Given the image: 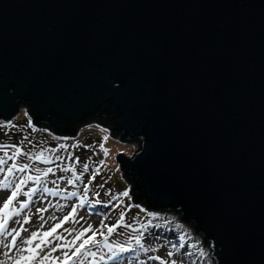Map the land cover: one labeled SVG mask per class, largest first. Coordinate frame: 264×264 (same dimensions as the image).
Instances as JSON below:
<instances>
[{
  "label": "water",
  "instance_id": "1",
  "mask_svg": "<svg viewBox=\"0 0 264 264\" xmlns=\"http://www.w3.org/2000/svg\"><path fill=\"white\" fill-rule=\"evenodd\" d=\"M21 105L137 140L113 154L131 202L264 264V0H0V119Z\"/></svg>",
  "mask_w": 264,
  "mask_h": 264
},
{
  "label": "rangeland",
  "instance_id": "2",
  "mask_svg": "<svg viewBox=\"0 0 264 264\" xmlns=\"http://www.w3.org/2000/svg\"><path fill=\"white\" fill-rule=\"evenodd\" d=\"M22 106H19L20 108L9 120L0 119V145L15 144L21 147L24 153L32 155L44 149L46 150L44 151L45 158L51 162L44 163L41 160H33L29 155L17 157L16 163H27L30 167L23 173L14 170L12 175H8V182L14 185L22 177L28 175H39L41 179L40 181L29 180L27 184L23 185L22 192L37 189V191L30 194L31 198L21 194L13 202L12 207L18 208L20 201H29L28 207L21 209L19 215L9 221L6 229V231H12V229L20 231L21 236L16 238L20 247L11 249L6 247L5 244L11 241V237L0 236V264H13V261L21 254L29 255L26 250L29 246L22 243V239H27L31 231H38L40 237H42L43 232L49 231L59 223L63 216L71 212L73 206L77 207L75 219L70 218L62 227L57 229L55 234L47 238L52 243L47 245L45 251L50 252L53 245L66 242L65 240L56 239L57 235L65 237L68 241L73 239L76 232L70 234L65 229L79 231L90 223L94 229L99 228L105 235H108L107 228L104 225L111 226L116 223L119 220L121 211L125 215L123 222L112 234L108 235L107 242L112 245L111 251L103 246L104 237L97 233L95 239L102 243L87 246L92 252L96 253V256L81 255L74 258L70 264H80V261L83 264H161L160 260L151 259L156 256L161 257L168 264L171 260H176L177 264H214L213 258L210 260L206 245L199 241L201 236L197 232L191 233L192 229H189L187 224L180 223L182 220L175 217L176 213L150 211L148 208L145 211L138 204L131 202L128 196L118 195L127 191L130 184L128 182L124 183L122 176H119L120 169H117L118 163L113 154L121 150L126 156H130L133 148H137V141H132V145L128 142H119L107 135L105 127H101L94 122L79 125L72 136L56 135L42 127L31 124L29 117L23 110L24 106ZM62 145L64 147H61ZM101 145H103V148H101ZM105 149L107 155H105ZM5 151L10 156L15 150L12 148L0 149V156H3ZM57 156L60 159H56ZM69 156L72 159H69ZM76 157L79 158L80 163L75 164L76 171L73 172L70 169ZM5 159L8 158L5 157ZM101 161H104V163L101 164ZM12 163L13 161L8 159V165ZM83 163L89 164V171L85 172L80 179H75L80 176ZM0 167L6 168L7 165ZM47 168H52L53 171L45 176L44 170ZM65 168H69V171H64ZM37 169L41 171H37ZM97 169H99V174L89 183L92 173ZM6 175V171L0 172V181H4ZM69 180H74V183H68ZM86 185L87 189L85 188ZM44 188L51 189V191L45 192L43 191ZM73 192L75 193L74 196L69 195ZM10 193V188H0V206H2L3 198ZM113 195L118 196V198L111 200ZM97 200L101 203H95ZM109 200H111V203H108ZM82 201L84 203L81 207ZM41 208L47 210L38 211ZM150 213L157 215L152 216L149 215ZM53 216H55V219L51 218ZM22 217H30V219L27 223H23ZM101 221H103V224H101ZM128 225H131V227ZM142 225L146 227H142ZM24 229H27L28 232L26 233ZM141 234H143L141 244L148 251L142 250L141 246L136 243L135 237ZM91 235L92 232H86L84 237L77 240L71 248L57 249L51 255L60 256L63 260V251H68L71 255L75 248ZM182 237L183 239H181ZM38 243H40L39 238L33 242L32 247H35ZM181 244H183V247L180 246ZM116 245H123L130 250L121 252L117 258L109 259L112 251L119 252ZM173 245L176 247H173ZM169 251L173 253L172 257H168ZM9 256L12 259H9ZM101 256L104 259H100ZM32 264H37V261H33Z\"/></svg>",
  "mask_w": 264,
  "mask_h": 264
},
{
  "label": "snow or ice",
  "instance_id": "3",
  "mask_svg": "<svg viewBox=\"0 0 264 264\" xmlns=\"http://www.w3.org/2000/svg\"><path fill=\"white\" fill-rule=\"evenodd\" d=\"M105 139H107V137H105ZM75 146V145H74ZM61 147H64L63 145ZM90 147V146H89ZM5 148H12L15 151L12 152V154L9 156V153L7 151L4 152L3 156H0V166L2 165H7V167H0V172L6 171L7 175L5 176L4 181H0V188L3 189H11V193L9 195H6V197L3 198V203L2 206H0V236H5V237H11V241L8 244H5L6 247L11 248H19L20 245L17 242V237L21 236L20 231H17L16 229H12V231H6L9 221L13 220L15 216L19 215V212L21 209H24L26 207H28V200H23L19 202V207H12L13 202L17 200L18 196H20L21 194H23L24 196H29V198H31L32 193H34L35 191H37V189H29V191L27 192H22V187L23 185L27 184V182L29 180H35V181H40L41 177L39 175L37 176H32V175H28L26 177H22L18 183L16 184H12L10 182H8V175H12L15 171H19L21 173L25 172L26 169H28L30 167L29 164L25 163V164H18L16 163V159L17 157L21 156V155H29L31 159L33 160H41L44 163H50L51 161L47 158H45L44 156V149H42L40 152L36 153L35 155H32L30 153H24L21 149V147L12 144V145H0V149H5ZM101 148H103V145H101ZM105 155H107V150L105 149ZM5 157H7L8 159L12 160L13 163L11 165H8V159H5ZM56 159H60L59 156L56 157ZM69 159H72L71 156H69ZM80 163V160L78 157H76L74 159V164L71 166V171L75 172V164ZM101 164L104 163V161L100 162ZM37 171H41L40 169H37ZM52 168H47L46 170H44V175L47 176L48 173L52 172ZM64 171H69V168H65ZM89 171V164L88 163H83L82 164V171L80 173V176H77L75 179H80L81 176H83V174L85 172ZM99 174V169H97L96 171H94L91 175V179L89 180V183H91V180H94L96 175ZM61 179H63V177H61ZM68 183H74V180H69ZM102 187V185H101ZM85 188L87 189V185L85 186ZM43 191L45 192H49L51 191V189L48 188H44ZM69 195L74 196L75 193H70ZM97 195H99V193H97ZM119 196H128L129 193L128 191H124L122 193L118 194ZM118 196L113 195L111 197V200H115L117 199ZM111 200L108 201V203H111ZM83 201L81 202V207L83 206ZM95 203H101V201L97 200L95 201ZM122 203V201H121ZM47 209L41 208L38 209V211H46ZM77 212V207L73 206L71 209V212L68 213L67 215L63 216L62 220H60L59 223H57L54 227H52L49 231H45L43 232V236L40 237V234L38 231H31L30 235L28 236L27 239H22V243L27 244L29 247L26 249L27 252L29 253V255H23L21 254L18 258H16L13 261V264H32L33 261H37V264H49V262H51V264H70V262L74 259L77 258L78 256L81 255H86V256H92L95 257L96 253L92 252L87 246L88 245H100L102 242L95 239L97 233H99L101 236L104 237L103 240V246L106 248H109V250H112V245L108 244V235L112 234L115 229L123 222L124 220V215L125 213L123 211L120 212V217L119 220L112 224L111 226L108 225H104V227L107 228V233L108 235H105V233L103 231H101L99 228L94 229L92 224H88L87 227L82 228L81 230L77 231L76 229H65V231H68L70 234L71 232H76V235L73 237V239L71 241L66 240L65 237L63 236H56V239L59 240H65L66 242L63 244H55L52 246L51 251H45V249L47 248V245L51 244L52 241L47 239L48 237L52 236L53 234H55L57 232V229L62 227L63 224L65 222H67L70 218L71 219H75V214ZM149 215L155 216L157 214L155 213H150ZM52 219H55V216L51 217ZM30 219V217H22L21 220L23 223H27L28 220ZM43 219V218H41ZM81 219H83V217H81ZM16 222H20V221H16ZM101 224H103V221H101ZM42 226V225H41ZM129 227H131V225H128ZM142 227H146L144 225H142ZM24 231L27 233L28 230L24 229ZM86 232H92V235L89 236L87 239H84L83 242L75 248V251H73L71 253V255H69L68 251H63V260H61L60 256H52L51 253L52 252H56L57 249L63 250V249H67V248H71L72 245H74L76 243L77 240H80L82 237H84ZM142 235H138L135 237L136 239V243L138 245L141 246V249L144 251H148L147 248H144L143 245L141 244V239H142ZM40 239V243L36 244L35 247H32L33 242L37 239ZM183 239V237L181 238ZM43 245V247H42ZM181 247H183V244L180 245ZM116 247L119 249V252L116 251H112V255L109 257V259H114L117 258L119 256V254L121 252H127L130 249L129 248H125L123 245H116ZM173 247H176L175 245H173ZM7 255V254H5ZM168 257H172L173 253L171 251L168 252ZM9 259H12V257L9 256ZM100 259H104L103 256L100 257ZM151 259H155V260H160L161 264H168L167 261L162 260L161 257L156 256V257H152ZM80 264H83L82 261H80ZM170 264H177L176 260H171Z\"/></svg>",
  "mask_w": 264,
  "mask_h": 264
},
{
  "label": "trees",
  "instance_id": "4",
  "mask_svg": "<svg viewBox=\"0 0 264 264\" xmlns=\"http://www.w3.org/2000/svg\"><path fill=\"white\" fill-rule=\"evenodd\" d=\"M133 141H137V140H133Z\"/></svg>",
  "mask_w": 264,
  "mask_h": 264
}]
</instances>
